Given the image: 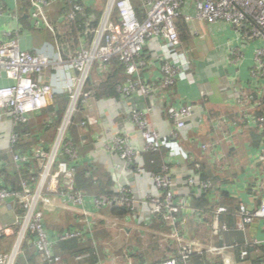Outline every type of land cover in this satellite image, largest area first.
Returning <instances> with one entry per match:
<instances>
[{
	"label": "built area",
	"instance_id": "obj_1",
	"mask_svg": "<svg viewBox=\"0 0 264 264\" xmlns=\"http://www.w3.org/2000/svg\"><path fill=\"white\" fill-rule=\"evenodd\" d=\"M57 2L69 6V10L64 15L70 21L75 20L85 10L79 0H28L30 8L26 16L34 28H47L53 31L46 11ZM142 5L145 10V19L139 20L130 0H108L96 29L85 32L74 56L64 57L58 47L47 43L39 50H22L19 45V37L22 33V28L18 24L19 14L7 11L0 4V18H7L17 25L16 28L7 26L5 30H0V81L11 82L9 85L0 86V119H8L11 128L8 148L18 143V137L13 132L15 126L27 122L32 115L43 111L52 102L53 94L70 95V104L57 129L53 145L49 150L39 147L34 152V157L40 163L42 179H50L53 183L52 188L58 185L59 192L56 194L63 203L62 208L81 217L79 222L84 225L82 231L66 230L51 237L45 226V210L52 207V202L46 196L41 200L35 197L38 191L35 188L40 187L41 184L36 182L31 189L22 182L21 192L2 188L0 189V208L7 205L14 210L18 203L22 206L24 214L20 217L16 216L9 225L0 224V233L6 234L13 233L11 225L18 226L11 251L6 255L0 254V264H18L17 259L23 254L22 244L29 234L33 236L31 243L40 254L42 262L59 264L61 256L53 253L54 243L81 238L86 232L92 233L93 217L107 207H126L131 212H135L138 207H148L150 214L166 210L165 219L171 226L176 225L175 215L190 212V197L176 199V184L166 164L162 166L160 175H151L157 191L156 195L137 200L129 189L121 188L115 190V195L111 197H88L95 208V215L90 213L86 209L87 197L74 191L76 167L71 163L79 158L75 147L69 144L67 139L69 127L79 111L80 103L86 105L91 99V94L85 91L86 83L94 77V74L95 81L108 72L113 58L118 59L128 76L127 82L116 88L119 97L125 101L131 98L149 99L154 95V89L141 78V72L153 65L142 57L146 51L149 52L151 60L159 64L162 88L182 90L195 84L191 63L181 48L175 26V20L179 16H184L183 8L194 9V15L184 16L185 21H202L207 25L223 24L235 30L238 47L230 49L228 59L230 64H235L243 58L242 49L239 46L255 43L250 68L251 86L235 92L234 95L236 104L241 110L239 120L255 110L258 103L253 100L254 96L264 98V0H142ZM114 13L117 15L116 21L113 19ZM89 32L93 34L90 43L86 40ZM129 113L143 141L141 150L133 148L123 136L114 137L110 145L105 148L117 153L121 161L125 163V167L131 169L136 167V170L141 172L138 166L141 153L158 152L161 148V136L151 126L145 110L131 109ZM166 113L172 123L169 135L171 140L178 141L184 138L192 128L190 122L193 115L192 105L169 106ZM248 118L254 126L259 125L261 129L264 128V117L257 119L248 116ZM222 122L221 127L224 124V121ZM93 124H96V120L87 117L78 125L82 129ZM206 149L207 147L203 146V150ZM13 160L19 166V163L29 161V157L15 155ZM260 160L264 164V151L261 152ZM199 168V164L196 163L195 169ZM61 183L63 185H60ZM186 185L197 187L198 192L203 193L215 190L213 182L199 180L193 171L188 174ZM261 189L264 190V187L261 186ZM224 213H226L224 207H218L214 213L212 228L215 232L220 229L226 230V227L219 223V216ZM238 216L241 219L242 228L244 225L254 224L257 219H264V196L259 208L253 213L241 204ZM114 223L117 221L115 220ZM114 223L109 224L114 225ZM173 239L179 243L182 242L181 235L176 231ZM255 244L260 243L255 242ZM225 249L208 247L207 252L224 253ZM201 251L202 247L190 243L182 246L178 255L184 264H189L187 263L189 256L193 252L201 253ZM246 257L247 252L242 251L241 258ZM120 258L121 264H140L135 252L126 253ZM115 259L116 257L111 258L109 264H113ZM232 261L231 257L225 256V264H231ZM160 264L178 263L171 257Z\"/></svg>",
	"mask_w": 264,
	"mask_h": 264
},
{
	"label": "crops",
	"instance_id": "obj_2",
	"mask_svg": "<svg viewBox=\"0 0 264 264\" xmlns=\"http://www.w3.org/2000/svg\"><path fill=\"white\" fill-rule=\"evenodd\" d=\"M79 1L82 2L84 7L88 6L96 10L103 9V11L108 3V0H105V4L102 7V0ZM131 2L135 6L136 1L131 0ZM0 4L16 14L22 11L20 10L21 2L17 0H0ZM51 13L52 11L50 10L47 14L48 18H52ZM183 14L184 16L194 15V9L188 8ZM23 16L26 17V13H23ZM186 24L187 36L181 40V48L185 51L191 63L195 84L182 90L171 88L170 92L164 93L163 91L169 88H162L160 72L158 68H153L152 71L146 73L144 79L151 83L150 87L152 89L154 88V99L131 98L125 101L119 97L100 101L90 99L86 105L81 104L83 110L78 111L83 116L81 121L87 117H92L96 120V124L82 129L79 126L81 131H78V135H76L77 148H75L76 151L79 149V153L77 152L78 158H85L89 163L103 168L112 178L114 191L121 188L129 189L137 200H142L149 195H156L157 191L151 175L153 174V167L158 164L149 153H141L138 165L141 172H138L136 167L135 169L134 167L132 169L125 167V163L121 161L117 153L108 151L105 148L110 145L114 137L123 136L133 148L141 150L143 141L130 118L129 112L131 109L145 110L151 126L161 136L162 159L169 164L171 176L176 184L177 200L189 196L190 187L186 185V178L192 171V163H198L200 166L202 162L208 166V169L214 168L216 172L220 170L221 175L234 174L233 178L226 177L228 182L225 183L223 188L240 198L243 201V205L248 206L252 200L245 191L248 184L246 179H250L253 176L252 169L259 163L260 151L258 148H252L253 141L248 129L237 130L236 114L239 117L241 110L236 104L234 95L235 92L241 89H248L251 86L250 68L252 66L255 43L239 46L242 49L243 58L235 64H230L228 62L230 49L238 47L237 35L233 28L223 24L207 25L202 21H186ZM7 26L16 28L17 25L9 19L1 17L0 30H5L8 28ZM46 43L50 44L48 40H43L37 44L29 29L23 30L19 37V45L22 50H39ZM10 83V81L2 80L0 81V86L9 85ZM158 91L160 94H157ZM164 101L172 102V106L175 107L181 104H188L193 107V115L190 121L192 128L184 138L178 141H172L169 136L172 130V123L167 113H165L162 104ZM222 121H224V124L221 127L220 123ZM249 123V127L254 126L251 121ZM10 129L8 119H0V152L9 149L8 138ZM54 141L55 138L51 145H53ZM203 146H206L207 149L203 150ZM229 150L234 151V153L229 154ZM217 159L223 160L227 167L222 166L219 168L216 165ZM190 164L191 166H189ZM261 186L264 187V182H262ZM51 189L52 185L50 184L45 196L51 200L52 207L46 208L45 220L50 226L47 232L53 237V235L59 233L55 232V226L63 225L64 222L73 220V217L77 215L70 210H64L62 208L63 203L59 197L53 192L49 193ZM197 192L198 189L197 191L195 190V193ZM48 193L54 196L52 197ZM85 202L86 209L95 215V208L90 203V199L86 198ZM252 205H254L253 202ZM150 216L148 207H138L134 217L131 216L124 220L112 219L109 216L101 215L99 212L96 213L93 217L94 226L92 231L95 230L96 221L102 220L111 233V243H104V246L109 249V251L106 249L109 252L107 258H99L96 264H109L110 259L115 257L113 264H121L122 260L120 257L129 252H135L137 257V250L146 255V246L144 247L141 242L142 237L140 235L142 232L148 234V231L140 223L143 219L148 220ZM15 217L16 213L12 208L7 205L0 208L1 225L11 224ZM78 219L77 223L82 224L79 222L81 217ZM190 219H192L190 215L184 217L182 223L179 224H182L181 229H176V233L181 235L182 242L180 243H185L186 241V243L204 247L196 239V241H188L186 235L183 234L182 231L185 232V229L189 226ZM115 220L117 223H114ZM139 220L140 222H138ZM109 223H114V225ZM187 223L188 225L185 226ZM121 225L124 227H121ZM81 226L83 227V224ZM116 227L122 232L121 236L120 234L117 237L113 235L112 232ZM132 231L134 234L130 233ZM257 232L259 234L255 235L256 239L254 235H252L253 237L251 236L252 242H264V226L261 222ZM121 238H126L128 243H120ZM136 240L140 242L137 250L134 247ZM92 244L95 246L96 242L93 241ZM126 245V248L115 252V250L121 249L122 246ZM144 259V263H149L146 258ZM224 259L225 256L223 255V264H225ZM62 262L63 257H61L59 264ZM231 264L238 263L233 260Z\"/></svg>",
	"mask_w": 264,
	"mask_h": 264
},
{
	"label": "trees",
	"instance_id": "obj_3",
	"mask_svg": "<svg viewBox=\"0 0 264 264\" xmlns=\"http://www.w3.org/2000/svg\"><path fill=\"white\" fill-rule=\"evenodd\" d=\"M102 1L101 4L103 7L105 0ZM135 1L136 4L134 7L136 15L139 20H144L145 10L142 5V0ZM21 6L20 10L22 11H19L21 13H19V24L22 31L25 29L31 30L37 44L41 43L43 40H48L51 45L60 49L64 57L75 55L79 47L80 39L84 37L85 32L96 29L103 11V9L96 10L92 7L86 6L82 14H79L75 20L70 21L64 15V13L69 10V6L57 2L46 11L47 14L50 10L52 11V18H49L53 27V31H51L47 28H34L29 21V18L23 16V13H26L27 15V11L30 8L28 0L21 2ZM6 10L8 11V9ZM185 10H187V7L182 9V13H184ZM113 19L115 21L117 20V15L115 13L113 14ZM175 26L181 41L187 36V24L184 16H179L175 20ZM92 38L93 34H90L89 32L86 35L87 42L90 43ZM142 57L145 58L148 63H153V65L141 72V78L145 80L144 76L146 73L152 71L153 68H158L159 64L158 62L151 60L148 51H146ZM94 78L95 74L94 77L86 83L85 91L91 94V99L97 101L119 98L116 88L119 85L125 84L128 80L125 69L117 58L111 60L108 72L100 76L99 80L94 81ZM145 82H147L150 87L151 83H148L146 80ZM170 90L171 89L164 90L163 92L167 93V91L170 92ZM157 94H160L159 91ZM154 96L155 95H152L150 99H154ZM253 100L258 103L253 112L248 113L247 116H242V120H239L238 114H236L237 130L241 129L242 131L248 129L253 141L252 148L259 149V155L261 158V152L264 151V128L261 129L259 125L249 127L248 124H250V117L248 118V116L257 119L264 117V98L260 99L257 96H254ZM69 104V94H53L52 102L43 111L36 115H32L27 122L19 123L13 128V132H15L18 137V143L10 149L0 152V189L4 188L21 192L22 182H25L29 188H34L41 171L40 163L34 157V152L39 147L43 150H49L51 148L52 141L56 136L57 129L61 124ZM162 104L165 113L167 108L173 105L172 102L167 101H164ZM82 110L80 103L79 111ZM82 117L81 114L78 112L76 113L67 134L69 144L73 145L75 148H77L76 135H78V131H81L78 124ZM78 150L77 152L79 153ZM228 153L231 154L234 153V151L229 150ZM149 154L158 164L153 167L152 172L154 175L161 174V168L163 165L167 164L169 167V164L162 159L161 148L158 152ZM15 155L29 157V161L21 162L18 166L13 160V156ZM71 165L76 167L74 174L75 192H78L87 198L92 196L111 197L115 195L112 178L105 170H103V168L89 163L85 158L80 157L72 162ZM216 165L219 168L222 166L225 168L227 167L221 159L216 160ZM189 166H191V164ZM207 167L208 166L205 163L201 162L200 168L196 170L195 164L192 163L191 170L199 180L213 182L215 190L206 193H195L197 187H190V212H181L175 215L176 225L171 226L169 221L165 219L167 214L166 210H163L160 213L150 214L151 216L148 220H141L140 225L148 231V234H144L141 231L142 233L140 235L142 237L141 242L144 247L146 246V255L142 254L140 250H137L140 246L138 240H136L134 244L140 264H144V258H146L150 264H160L171 257L175 258L178 264H184L178 255V251L182 246H186L190 243H186L185 241V243L179 244V242L173 239V234L177 228L181 229L182 224H179L182 223V220L187 215H190L192 219L189 221V226H187L188 223L185 225L187 228L185 229V232L182 231L183 234L186 235L188 241H194L196 239L201 245H204L201 253L193 252L189 256L187 263L223 264L224 255L231 257L235 263L238 264H264V242L255 244L252 242L253 239L251 240L252 235L255 237L256 234H259L257 232L259 223L261 222L264 226V219H257L254 224L244 225V228H242L238 211L240 205L243 204V201L223 188L225 183L228 182L226 177L233 178L234 174H226V176H224L220 174V170L216 172L214 168L208 169ZM252 173L253 176L250 177V179H246L248 184L247 189L245 190L252 200L251 204L246 206L251 213L259 208L261 199L264 196V190L261 189L262 182H264V164L261 160H259L256 167L252 169ZM252 202L254 205H252ZM218 207H224L226 209V213L219 216V223L220 225H224L226 230L220 229L215 232L212 228V221L214 213ZM14 210L16 216L20 217L24 214L22 206L18 203ZM99 213L103 216H109V218H116L118 220H124L129 216L134 217L135 215L134 211L131 212L126 207H107L99 211ZM78 218L80 217L74 216L73 220H67L63 225L55 226V232L60 233L65 230L74 229L82 230L84 225L82 227V224L77 223V220H79ZM138 222H140V220ZM96 223L95 230H93L92 233L86 232L81 238L62 242L57 241L54 243L52 251L55 255L63 257V262L61 264H96L99 258H107L109 249L104 246V243H111V233L102 220H97ZM45 226L47 230L50 227L48 223H46V220ZM10 227L13 230L12 234H6L5 232L0 233V254L2 255H6L11 251L15 241L18 226L11 225ZM32 239L33 236L29 234L23 242V254L17 259L18 264H47V262L41 261L40 254L34 249V246L31 243ZM93 241L96 242L95 246L92 244ZM126 247L127 245L122 246L121 249L115 250V252L121 251ZM208 247L226 248V251L224 253L210 254L207 252ZM242 251L247 252L246 258H241Z\"/></svg>",
	"mask_w": 264,
	"mask_h": 264
},
{
	"label": "rangeland",
	"instance_id": "obj_4",
	"mask_svg": "<svg viewBox=\"0 0 264 264\" xmlns=\"http://www.w3.org/2000/svg\"><path fill=\"white\" fill-rule=\"evenodd\" d=\"M40 179H42V173L40 172V174H39V176H38V178H37V180H36V182H37V184H38V182L41 184V186L39 187H36L35 189H37L38 191L35 193V197L36 198H38L39 200H41L42 198H44V196L46 195V191H47V189H48V187H49V185L50 184H53V183H51L50 182V179H46V180H44V178L42 179V182H40ZM60 185H63L62 183L60 184ZM58 186V185H57ZM57 186H56V188H55V186L51 189V191L49 192V193H51L52 191H55V192H53V194H55V195H57L56 194V192L58 193L59 192V190H58V188H57ZM32 192V194H34L33 193V191H31ZM48 193V194H49ZM50 195V194H49ZM50 196H54V195H50ZM121 227H124L123 225H121ZM125 229H127V228H125ZM117 231V232H116ZM112 232V231H111ZM124 233H125V231H123ZM113 235L115 236V237H117V235H119L120 234V236L122 235L121 233L122 232H120L119 231V229L116 227V229H114L113 230ZM131 234H134V232L132 231V232H130ZM123 239H125V240H123ZM120 241V240H119ZM120 243H122V244H126V243H128L127 242V239L126 238H121V241H120ZM144 248V247H143Z\"/></svg>",
	"mask_w": 264,
	"mask_h": 264
}]
</instances>
